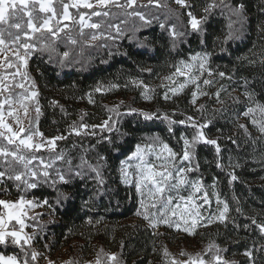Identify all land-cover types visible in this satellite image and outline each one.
<instances>
[{
  "label": "trees",
  "instance_id": "1",
  "mask_svg": "<svg viewBox=\"0 0 264 264\" xmlns=\"http://www.w3.org/2000/svg\"><path fill=\"white\" fill-rule=\"evenodd\" d=\"M210 2L211 0H193L196 5L193 11L198 18L203 15L204 5ZM226 2L233 6H238L240 3L245 5L243 26L233 23L231 29L232 31L241 29L237 33L239 38L226 40L230 31L229 22L236 19L230 17L227 8L213 9L203 24L204 32L201 34L193 32L189 27L186 9L173 4L175 0H161V3H166L167 7L158 8L155 4L138 7L139 11L152 19V24L140 28L134 38L130 29L134 23L142 22L136 17L129 18L124 15L118 20L117 17L122 14L117 12L115 16H109V19L95 16L92 19L95 22L103 19L105 25H108L107 22L120 24V27L126 31L115 41L101 40L88 44L86 38L79 35V26H75L74 29L69 24L65 31L72 29L71 35L78 41L77 44L68 43L65 33L61 32L55 42L60 55L52 53V58L49 59L48 52L36 51L30 56L28 72L36 83L38 106L41 110L36 126L39 130L52 126L56 129L54 132L68 137L57 142L56 151L63 150L66 159L72 161L74 168L81 163V156L92 165L98 163V154L106 158L105 161L100 162L104 165L103 185L97 184L94 179L95 174L85 166L84 178L76 177L69 185L61 184L53 188L42 184L37 189L28 191L27 198L36 201L47 199L52 205L51 207L45 205L44 210H47L45 213L23 219L25 226L30 229V234L35 233L32 243L38 250L54 252L67 247L73 251L74 259L89 253L96 261L99 254L102 264L110 263L108 261L110 254L115 255L122 264H163L162 250L167 248L171 253L166 239L163 238L165 234L160 231L154 232L143 217L135 215L140 207L137 193L133 187L121 182L118 175L119 164L133 152L136 144L144 136L158 134L170 147L179 152L183 145L179 139L180 135L187 134L190 138L195 130L184 125H174V133L170 134L166 122L144 121L136 115H125L119 119L120 132L128 133L124 137L116 132H101L99 128L95 130L97 133L95 136L69 135L67 130L74 122H81V116L84 117V122L90 125L101 124L111 115L107 109L116 105H122L121 112H126L128 105L140 109L137 107L134 95L127 94L128 99L120 100L116 105L100 102L96 111L101 114L99 120L93 121L82 108L76 111V105L87 98L89 93L94 92L97 85L107 88L109 83H115L118 85L115 89L124 88L138 60L143 58L154 61L164 51L165 56L175 62L191 53L206 51L212 53L211 69L216 72L223 71L226 77H231L227 79L218 76L227 89L224 91L223 103L214 104V101L207 97L192 107L188 105L186 97H179L172 106L164 107L160 95L156 93L155 103L148 111L159 110L176 120L184 119L181 113L192 115L197 121L202 115H206L211 123L203 131L207 133L209 139L219 137L218 144L221 147V159L225 167L221 169L216 166L214 146L201 143L197 146V160L194 161V164L198 163L199 170L188 174L203 183H215L219 196L229 204L230 208L227 213L228 218L223 223L201 231L199 241L204 247L203 258L211 259L215 249L208 252L206 250L210 243H214L221 249L227 250L223 253L225 257L248 249H260L253 252L254 264H264V249H261L264 236L250 219L255 217L254 210L262 206L260 190L264 188V184H259L252 178L258 176V165L264 163V140L256 139L260 135L259 132L250 119L243 116L249 102L242 95L247 87L254 93L255 100L264 104V67L261 64L264 60V32L258 27L264 22V0H226ZM19 7L20 5H17V8ZM36 9L35 15L40 17L47 15L38 11V5ZM73 9L71 8L70 11ZM110 11L114 13L121 10L113 7ZM19 16L25 22L28 19L22 12ZM123 20H128V23H121ZM160 22H166L169 27L175 25L177 31L185 33L178 38L174 48L168 32L159 27ZM0 28L7 29V25L0 24ZM84 32L90 31L84 29ZM45 35L49 34L45 33ZM101 44L104 46H97ZM65 51H69L70 55L65 66L62 67L59 61ZM244 57L249 59H243ZM250 61L254 62L250 63ZM234 98L238 99L239 103H234ZM201 104H204L206 109L203 114L196 110ZM240 124L246 126L252 139L245 135L244 129L238 127ZM101 137L106 139L101 140ZM107 138H111L113 143H109ZM233 140L237 143H233ZM3 143L7 144V141ZM9 147L13 146L9 145ZM48 155L49 153L46 156ZM230 160L232 163H239L240 167L236 169L227 167ZM55 167L66 170L68 165L63 161H57ZM0 170H3L2 164ZM232 171L238 179L229 184L228 172ZM14 183L16 182L7 181L6 186L10 189V194L5 195L0 190V196L17 197ZM58 191L64 192L71 198L62 199L57 203ZM90 198V203L85 206L84 202ZM238 208L240 211H237ZM8 212H6L7 227L13 229L15 226V230L20 228L15 220H8ZM255 218L259 221V218ZM89 220H92L93 224H89L87 222ZM97 220L100 223H95ZM245 225H248L247 229ZM25 247L29 252L34 249L32 245ZM0 253L16 254L20 257V264H23V253L19 246L0 245ZM228 261L230 264L241 263L238 259ZM29 264H37V262L29 260Z\"/></svg>",
  "mask_w": 264,
  "mask_h": 264
},
{
  "label": "snow or ice",
  "instance_id": "2",
  "mask_svg": "<svg viewBox=\"0 0 264 264\" xmlns=\"http://www.w3.org/2000/svg\"><path fill=\"white\" fill-rule=\"evenodd\" d=\"M177 5L186 9V14L188 16V25L193 32L203 33V24L207 21L209 15L215 8H227L230 17H235L234 21L230 20L229 29L226 36V40L239 38L237 33L241 29H236L232 31V24L239 23L243 26L245 22V5L240 3L238 6H233L227 3L226 0H211L210 3H206L203 7V15L197 18V15L193 11L195 4L193 0H175ZM149 4H155L158 8L167 7L166 3H161V0H149ZM17 5H20L17 8ZM36 5H39L38 11L40 13H51V15H46L40 17L35 15ZM31 6V7H30ZM116 7L121 9L122 14L125 17H138L142 22L140 24H133L130 29L133 38L135 33L140 30V28L150 26L152 24V19H149L143 12L138 10L137 0H0V24L7 25V29H14L15 31H9L4 28H0V53L5 52L9 49V46L15 49L14 56L15 59L8 61L7 58L4 62H0V67H4L5 63L8 68H16V72L11 75L13 78L15 76H21L25 80L30 79L29 73L21 71V69H26L28 65V59L30 56L36 52H48L49 59H51V54L56 53L57 49L55 47L56 39L59 38L61 32L65 33L68 39V43L77 44L78 41L71 35L72 29L68 28V24L79 26V35L86 38V42L92 41H115L124 35L125 29H122L119 24H108L105 27V21L101 19L99 22L92 21V17H109L115 16L110 9ZM71 8H75L76 12H70ZM80 9L91 10L87 13L81 12ZM129 9H131L129 11ZM23 13L28 19L25 22L19 13ZM156 19H159L156 17ZM67 21L68 24H64ZM121 23L127 24L128 20H123ZM159 27L163 31H167L173 42V48L175 47L176 41L179 37L184 36L185 33L176 30V26L172 25L169 27L166 22H160ZM261 32H264V22L258 25ZM25 28L27 30H25ZM96 30L89 33H85L84 29ZM115 28L116 32L113 35L107 29ZM107 31V34H105ZM39 33V35H36ZM45 33L49 35H45ZM51 37V38H50ZM147 39V37H145ZM91 46V45H90ZM97 46H104L103 44ZM21 49L23 50L21 52ZM69 51L63 52L61 59L59 61L60 65L65 66V62L69 58ZM111 55V53H110ZM212 53L210 52H198L195 55L188 58L187 61L180 60L174 67L175 72L170 75H165L163 77L164 81H168V84L161 83V87H165V91L162 99L165 101L172 100L173 97L179 96L185 88L189 85H195V89L191 93V99L189 103L195 105L200 96H207L209 93L201 87L198 81L207 74L208 78L202 79V84L204 86H211L214 83V77L219 76L220 78L231 79L230 76L226 77V73L223 71L216 72L210 67ZM243 59H249L244 57ZM254 61H250L252 63ZM262 67H264V60L261 61ZM178 76H184L185 80L180 82L176 78ZM4 77L0 76V95L4 92H9V95L4 96L0 100V164L3 165V170H0V190L3 191L5 195L10 194V189L6 186L7 181H13L14 187L17 189V199L15 202L6 201L0 199V206L9 209L8 220H15L17 224L20 225L19 230H15V226L12 230H6V221L0 217V245L7 247L9 244L19 246L21 252L23 253V264H29V260L37 261L38 257L41 255L35 249L31 252L25 247L26 245H31L32 241L35 239V233L33 235L23 234V229L25 227L23 217L27 215V211L31 208L49 206L52 205L47 199L42 201L27 199V193L29 190H34L40 187L42 184H46L50 187L56 188L57 185H69L76 177L84 178L85 166L95 174L94 179L98 185H103L104 177L102 173V168L104 167L101 161H105V157L98 154V163L92 165L83 156L80 157L81 163L76 165L75 168L72 166V161L66 159V153L61 150L59 152L57 149V142L66 140L68 137L64 134H58L53 137H45L44 134L36 126V123L41 114L40 107L38 106L37 91H32L30 89H24V92L19 94H14L9 91L8 85L3 83ZM131 84L136 87H142L141 98L146 102H151L155 96V89L144 85L142 80L132 79ZM247 84V81H245ZM34 85V82H33ZM15 87L24 88L22 83L15 84ZM118 85L115 83H109L107 88L102 85H97L95 88L96 92H104L111 89L117 88ZM227 91L221 86L214 95L216 96L218 103H223L221 99V92ZM242 95L247 99L248 106L243 112V116L250 119L251 123L259 132V137L256 139L264 140V104L258 103L255 100L254 93L249 91L247 87ZM26 101H36V106L34 108L36 116L31 117L29 113V106ZM89 102L94 103L91 99V93H89ZM234 103H239V100L234 98ZM7 106V109L5 108ZM18 106V107H17ZM122 105H116L112 108H108L107 112L111 115L107 119H104L101 124H88L84 122V117L81 116V122H74L69 125L68 134L76 136H95L97 135L96 129L99 128L101 132H116L121 137L128 135V133L120 132L118 127L119 119L125 115L131 116L136 115L141 117L144 121L162 120L167 123V130L170 134L174 133V125H184L194 129L189 138L187 134H181L179 139L183 142L182 148L179 152L175 151L169 146L158 134H153L149 136H144L141 138L140 142L136 144L135 151L128 156L127 160L121 161L119 166L120 179L121 182L129 187H134L136 193L139 196V205L135 215L138 217H143L145 221L148 222L149 226L156 229L158 226L165 224L168 227H173L178 231L186 232L188 235H193L195 229L199 227H207L217 221L223 223L228 217L229 204L220 199L219 194L215 191L211 192L212 196H216L218 205V215H209L204 217L202 213L195 210L199 208V205L195 206V209L185 207L184 212H177V209L181 207L180 203H176L173 207V201H185L186 204L191 205L193 203L194 193H189L187 197L181 194L182 189L186 190V186H189L196 192H200L204 187L202 181L191 180L188 176L189 173L199 170L198 163L194 164L197 160V146L201 143L204 145H212L215 149L216 154V166L223 169L225 166L221 159V147L218 144V139H209L207 133L203 129L207 128L211 121L206 115H202L201 119L197 121L192 115H185L184 119L176 120L169 116L167 113H161L159 110L156 112L144 111L127 106L126 112H121L120 107ZM23 110L25 118L28 120L27 126H25L23 120L19 116V111ZM200 113L206 111L205 105L201 104L199 108L196 109ZM63 111V109H62ZM175 113H173V116ZM6 116L11 117L16 128H13L6 122ZM259 116V118H258ZM239 128L244 129L245 135L249 139H252L248 130L244 124L238 125ZM106 139V137H101V140ZM109 143H113L111 138H107ZM3 141H7L4 144ZM99 142V141H98ZM233 143H237L235 140ZM255 143V140L253 141ZM9 145L13 147H9ZM42 150H47L49 152L48 156L42 154ZM87 151V150H85ZM167 155H164V154ZM39 154V155H38ZM155 156V161L149 159V157ZM11 159H8V158ZM57 161H63L68 165L66 170H62L59 167H55ZM37 162V163H34ZM135 162V163H133ZM158 162V163H157ZM227 167L236 169L240 167L239 163H232L231 160ZM51 169V171H49ZM130 169H133L130 171ZM229 184L233 183L238 179L237 175L232 172H228ZM211 189H215V183L209 186ZM147 191L148 198L151 199V204L146 203L145 192ZM71 197L62 191L57 192V203L62 199L68 200ZM209 192H204V202H209ZM235 199V197H234ZM91 201H85L84 205L87 206ZM159 205V208L157 206ZM219 205H223L222 210ZM151 207L157 209L156 212H149L147 209ZM143 209V211H141ZM237 211H240L238 208ZM171 212L173 216L179 214L181 221H183V226L181 223L172 221L168 217V213ZM187 213V215H185ZM191 217V224L188 223V218ZM252 224L259 229L262 236H264V220L257 221L255 217H250ZM89 224H93L92 220L87 221ZM95 223H100L99 220ZM248 225H245L247 229ZM155 234V233H154ZM47 247V245L45 246ZM212 257L210 260H204L202 258L203 254L198 253L195 257L189 255L188 259L181 261L172 256L168 252L167 248L162 250L164 261L163 264H230V262L223 255L226 249H221L214 243L208 245V251H212ZM261 249H264V243H261ZM260 249H248L245 250L242 255L249 258L254 264L253 252L259 251ZM186 253L181 251L180 256H185ZM108 261L112 264H122L121 261L115 255H108ZM0 264H20V257L16 254L7 255L6 253H0ZM49 264H54V262L49 261ZM66 264H75L74 261H68ZM95 264H102L99 254ZM234 264V262H231Z\"/></svg>",
  "mask_w": 264,
  "mask_h": 264
},
{
  "label": "rangeland",
  "instance_id": "3",
  "mask_svg": "<svg viewBox=\"0 0 264 264\" xmlns=\"http://www.w3.org/2000/svg\"><path fill=\"white\" fill-rule=\"evenodd\" d=\"M148 4H149V0H137V7H139L140 5L143 6V5H148ZM173 4L177 5L176 3H173ZM114 8H116V7H114ZM117 9H119V8H117ZM130 10L131 9H129V11ZM76 11L77 10L74 8L70 12H76ZM80 11L87 13L91 10L80 9ZM117 12L122 14L121 11H116L114 13H117ZM44 14H46V13H44ZM47 15H51V13H47ZM122 16H123V14L118 16L117 17L118 20ZM93 18H94V16L92 17V19ZM103 18L109 19V17H103ZM136 18H137V20H139L138 17H136ZM64 23H67V21H65ZM107 24H110V23L107 22ZM113 25H115V24H113ZM68 26H69V24H68ZM106 26L107 25H105V27ZM189 27H190V25H189ZM85 29H87V28H85ZM87 30H89L90 32L96 31V30H91V29H87ZM107 31H110L111 33H113V35H115V32H116L115 28L107 29ZM107 31L105 34H107ZM86 43L89 44V42H86ZM92 43H94V42L93 41L90 42V44H92ZM22 51L23 50L21 49V52ZM14 52H15V49L12 48L11 46H9V49L7 51L0 53V62H4L6 58L8 61L14 60L15 59ZM198 52H200V51L191 53L188 56H186L185 58L179 59L178 61H180V60L187 61L189 57L195 55ZM164 53L165 52L162 51V53L160 55H158L157 59H154V61H151V60L149 61L148 59H143V58H142V60H138L137 64H136V68L132 70L130 76L127 79V83H126L127 85L124 88L108 90L105 92H96L94 89L93 90L94 92L91 93V99L94 101V103L89 102V96H88L82 102H80L79 104L76 105V107H77L76 111L79 110V108L80 109L82 108L89 114V117L91 119H93V121H96L97 119L99 120L101 118V114L96 112L97 111V105L100 102H106L105 104L116 105L120 102V100L122 101V100L128 99L127 94L134 95L135 102H136L138 108L145 110V111H148L154 105L155 100H156V96L151 102L144 101L140 95L141 91H143V88L142 87H136V86L132 85L130 82L132 79L142 80L144 82V85L155 89V93L160 95V99H161V102H162L164 107L172 106L174 101L177 100L179 97H186V99L188 101V105H190L192 107L196 106L199 101H201L207 97L211 98L214 101V104H219L217 102V99H216V96L214 95V93H216L217 90L221 88L222 83H221L220 79L218 78V76H215L213 85L204 86L202 84V79L208 78L206 73L201 78V80L198 81V83L201 84V87H203L204 90L209 93V95L200 96L195 105H192L189 103V100L191 99V93L195 89V85H189L187 88H185L183 90V92L179 96L173 97L172 100L165 101L164 99H162V97H163V95L167 89L165 87H161L160 85L162 82L164 84L169 83L168 81H164L163 77L165 75H170L171 73L175 72L176 69H175L174 65L178 62V61H175V62L171 61L169 58H167V56H165ZM29 61L30 60L28 59L27 68L26 69L22 68L21 71L26 70L28 72ZM15 72H16V68L15 67L8 68L6 63L4 65V67H0V76L4 77L3 83L8 85L10 92H12L14 94H19V93L24 92V89H30L32 91H37L36 83L33 79V76L31 75V73L28 72L30 75V79L25 80L24 78H22L21 76H18V75L15 76V78H13V76L11 74L15 73ZM176 79L179 80L180 82H183L185 80V77L184 76H178ZM33 82H34V85H33ZM17 83H22L24 85V88L15 87V84H17ZM6 95H9V92H4L2 95H0V100H2L4 98V96H6ZM224 95H225L224 91H222L221 92V99L224 97ZM122 96H125L126 98L125 97L123 98ZM36 101H38V98H36ZM36 101H26V103L29 106V113H30L31 117H33V118H35V116H36V113L34 110V108L36 106ZM5 108L7 109V106H5ZM84 110H81V112L85 113ZM19 116H20L21 120H23L25 126H27L28 120L25 118L23 110L19 111ZM6 122L9 123V125L12 126L13 128H16V124L11 117L6 116ZM54 130H56V129H53L52 126H49L45 130H40V131L44 134L45 137L50 138V137H53L55 135H58V133L54 132ZM133 151H135V149ZM42 153L44 156H46L49 152L47 150H42ZM164 155H167V154L165 153ZM128 156L125 157L121 161L127 160ZM149 159L155 161V156H151V157H149ZM133 163H135V162H133ZM119 166H120V164H119ZM258 166H259V168H258L259 171L257 172L258 176H255L252 179L255 180L256 182H258L259 184H264V163H261ZM132 170L133 169H130V171H132ZM118 175L120 177L119 170H118ZM189 177L191 178V180H197L193 176H189ZM202 184L204 185V187L198 193H196L190 187V185L186 186V190L182 189L181 194L183 196L187 197L189 195V193H194V198H193V203L191 205L186 204L185 201L174 200L173 201V207L175 206L176 203L181 204V207L179 209H177L178 213L184 212L185 207L195 209V206L199 205V208L195 209V210L202 213L204 217H208L210 214L211 215H218L219 214V212L217 210L218 209L217 198H216V196L211 195L212 191L217 192L216 187H215V189H211L209 186H211L213 184L206 183V182H204V183L202 182ZM205 191H208L209 195H210L208 203L204 202V192ZM260 192H261L260 198L262 201V206L260 208L254 210V215H255V217L259 218V221L264 220V188L261 189ZM137 197H138V201H139L140 198H139L138 194H137ZM0 199L10 201V202H15L17 197L0 196ZM27 199H30V198H27ZM145 199H146V203L150 205L152 201L150 198H148L147 191L145 192ZM220 199H222V198L220 197ZM30 200H34V199H30ZM157 208H159V205L157 206ZM219 208L222 210L223 205H219ZM44 209H45V206L31 208L27 211V215H25L23 217V219L25 217H29V216L31 217L34 214L47 212V210H44ZM147 210L149 212H156L157 211V209H153L151 207H148ZM7 211H10V210L4 208L3 206H0V217H2L6 221L5 228H6V230H12V229H9L7 227V223H8L7 217H6ZM141 211H143V209H141ZM185 215H187V213H185ZM168 217L170 220L181 223V225L183 226V221H181L179 214L176 216H173L172 213L169 212ZM188 223H189V225L191 224V217L188 218ZM220 223L221 222L217 221V222H215V223H213L207 227H199L198 226L195 229V233L193 235H188L186 232L178 231L175 228V226L170 228L165 224L158 226L156 229H153V228L152 229L154 232H158V231L164 232L165 236H163V238L166 239L167 244H168V248L170 249L172 256L181 260V261H185L188 259L189 255L195 257L198 253H200V254L204 253L203 244L200 243V241H199L201 231L204 229L210 228L212 226L218 225ZM19 229L20 228H18L16 230H19ZM23 234L31 235L29 227H26V226L24 227ZM31 245L37 252H39L41 254L36 261L37 264H49V261L54 262V264H66V262H68V261H74L75 264H93V263L95 264V262H96L92 259V257L90 256L89 253L74 259L75 256L72 255L73 251L69 250L67 247L58 249L54 252H47V251L38 250V248H36V246H34L33 243ZM181 251L185 252L186 255L180 256ZM242 253L243 252L235 253L234 255L226 256L225 258L227 260H229V259L241 260L240 264H252V261H250L248 257L242 255ZM7 255H11V254H7ZM202 258H203V256H202ZM203 259L206 261L208 260L206 258H203ZM109 264H112V262H110Z\"/></svg>",
  "mask_w": 264,
  "mask_h": 264
}]
</instances>
